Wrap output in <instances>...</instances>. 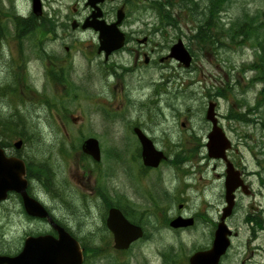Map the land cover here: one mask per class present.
<instances>
[{
    "label": "flooded vegetation",
    "instance_id": "flooded-vegetation-1",
    "mask_svg": "<svg viewBox=\"0 0 264 264\" xmlns=\"http://www.w3.org/2000/svg\"><path fill=\"white\" fill-rule=\"evenodd\" d=\"M48 1L60 2L59 0H41L43 8L41 15L44 14L45 17L42 15L39 19L34 18L31 6L30 11H26L21 16L25 19V32L28 35L22 41L25 43L33 41L35 47L28 44L18 46V28L0 26V101L2 105L4 102L10 103L3 108L0 106V176L3 178L0 190L18 187L17 176L23 173L21 164L17 160L20 161L25 170L28 196L40 203L54 225L50 224L47 217L30 215L25 209L21 195L15 191L8 192L6 198L0 202V207L12 200L9 212L12 216L13 233L9 241V250L0 251V257L16 258L22 248V246L17 247L18 239H21L23 244L28 237L50 235L58 238L60 233L61 239L72 238L78 244L81 255L80 264H209L202 258L194 261L193 259L196 254L208 251L213 245L215 233L226 206L227 167L230 171L237 173L240 185L233 192L234 203L231 215L224 220L226 224L237 210H242V205L239 204L240 197L252 199L255 196L251 178L256 177L257 173L249 170L246 162L240 157H235L237 150L233 148L227 137L228 123L225 116L222 119L216 113L215 102L208 100V104L210 102L215 104L212 117H207L208 108L202 109L204 116L202 123L174 122L180 112L176 106L179 96L177 90L180 89L182 94H185L186 88L182 86L184 82H181L183 80L179 75L150 76L158 83L155 81L156 84L149 87L145 84V77H142L144 85L134 88L133 93L137 92L135 98L127 97L124 100L126 87L123 79L120 78L121 75L116 74V67L112 61L115 55L125 53L132 60V70L141 71V68L147 67L161 70L163 65L166 67L172 62L176 63L174 59L169 58L173 44L162 56L160 44L154 43L149 47L152 42L149 36L144 35L138 38L136 33L123 32L125 41L120 49L106 56L104 52H98L96 44V50L90 52L91 56L96 53L104 63L112 62L109 67L107 66L106 71L113 78L103 77L97 66L93 73L101 75L106 89L113 92L116 100L119 101L118 108L110 112L111 115L107 113L106 118L112 120L110 122L114 123L111 124L112 127L117 122L116 119L124 121V130L121 132L119 144L121 146L125 144L126 148L122 157L124 160L121 161H114L110 155L103 154L102 151L99 161H95L81 150L77 151L78 167L82 170L77 172L75 178L77 185L71 192L72 198L68 201L63 198L61 189L55 184L51 166L45 162L48 155L43 154L45 158H41V162L37 159H27L26 149L30 151V155L35 156L34 150L38 146L31 144L32 141H30L28 147L24 134L21 136L17 134L19 137L15 139L14 136L12 138L9 136H12L16 129L15 115L18 105L23 107V95L28 96L26 99L30 101V104L46 103L49 105L46 107L47 110L56 108L47 97L40 98L27 85V79L38 77L36 74L38 71H41L39 74L41 78L44 77L48 82H62L66 85L64 89L69 86L73 93L81 89L72 81H77L76 78L68 77L71 67L70 52L76 46L80 48L79 39L73 36L71 42L78 45L67 46L64 40L68 38V35L64 24L56 25L48 17L53 14L47 11L49 7L44 8V2ZM125 2L123 6L130 4L129 0ZM2 13L7 12L0 9V14ZM90 13L82 22L71 20L70 24L75 20L77 27L72 23L70 32L75 33L83 29L78 24L83 23L85 19L87 24L93 23L94 20L89 18ZM33 25H39L40 28L33 29ZM44 27L52 30L42 35ZM33 30L36 31L35 35ZM93 34L97 42V33L93 32ZM6 40L15 43H8ZM133 44L134 47H130ZM85 56L87 58L88 54L85 53ZM3 77L10 78L14 86L3 85L1 83ZM82 77L83 75L79 79ZM18 78H20L21 97L15 94V90H18L16 85ZM178 82H181L180 85ZM137 83H140V80H137ZM189 84L186 83V85ZM29 85L32 87L30 83ZM103 88L101 86L100 90ZM98 94L92 95V98L96 99L99 97ZM217 95L218 98L222 96L221 90L217 91ZM79 96L75 92L74 97L67 99H75L77 105L81 107ZM55 99L59 100L58 97ZM121 101L126 106H121ZM93 106L97 107L96 103ZM60 109L65 115L55 122L58 129H64L70 122L75 127L79 125L76 117L69 121L65 107L60 105ZM6 110L7 114L4 112ZM185 110L189 114L191 109L185 108ZM145 113L148 114L147 119L142 118ZM49 114L53 116L52 111ZM189 120L191 121V118ZM150 121H153V124ZM213 123L218 128L216 132L213 131ZM111 126L106 130H115ZM221 133L230 141V147L225 152L224 158L212 159L208 155L207 147L212 144L211 137H219ZM98 138L96 139L99 142ZM111 140L110 138L107 142ZM74 141H78L77 146L81 147L84 140L81 142V139H74ZM74 141L68 142L67 145L74 147ZM100 141L106 143L105 140L100 139ZM143 141H148L152 146L150 149L152 155H156L157 152L162 154L157 164L154 159L144 160ZM232 152L235 153L232 154ZM210 164L211 171L214 173L212 178L217 181L216 185L222 192L219 195L220 202H216L210 192L214 186L207 176ZM217 168L219 171L216 173ZM105 180L110 185H107ZM62 191L65 192L63 188ZM65 203L68 210L75 208V214L62 210L61 206ZM213 209L218 211L214 218H211L209 212ZM247 209L254 213L250 214L252 216H255L258 211L252 201ZM20 217L24 221L38 223L42 229L25 230L19 226L20 222L17 223ZM6 225H8L7 222L1 221L0 235L5 241L7 239ZM229 228L237 233L236 229ZM116 242H120L121 246L128 242V245L119 247ZM225 257L226 253L216 264H224ZM31 260L32 264L40 263V260L34 258V254ZM12 262L17 264L16 261Z\"/></svg>",
    "mask_w": 264,
    "mask_h": 264
},
{
    "label": "rangeland",
    "instance_id": "rangeland-1",
    "mask_svg": "<svg viewBox=\"0 0 264 264\" xmlns=\"http://www.w3.org/2000/svg\"><path fill=\"white\" fill-rule=\"evenodd\" d=\"M59 1H48L44 2L43 5L44 8L49 7L47 9L49 13H53L47 16L56 25L64 24V29L68 35V38L64 40L67 46L78 45L71 42L73 36L77 37L81 43L79 45L80 48L76 46L70 52L71 67L69 68L68 77L72 79L76 78L77 81L72 80L74 85L81 86V89L77 88L78 91L75 92L82 98V106H78L75 99H67L75 95V92L73 93L69 86L64 89L66 85L62 82H48L44 77L41 78L39 76L41 71H38L36 73L38 77L27 79V85L31 91L33 89L29 83L34 88L45 91L47 98L55 104L56 108L53 107L52 110H47L48 104L46 103L30 104V101L26 99L28 96L23 95V107L18 105L17 114L15 115L17 121L16 129L14 130V134L9 136L11 138L14 136L13 138L15 139L19 137L18 135L24 134L28 142L32 141L31 144L38 146L34 150L35 156L30 155V151L26 149L25 157L27 159H37L38 162H41V158H45L43 154L48 155L46 159L48 161L45 160V162L51 166L52 175L55 177V184L61 189L63 198H66L68 201L72 198L71 192H73V189L77 185L75 179L77 172L82 170L78 167L77 160L79 152L78 141H74V139H79L82 135L86 138L91 134L92 136L95 135L93 138L99 137V142H101L100 139L105 140L106 143H104L109 147L106 150L103 149V154L110 155L114 161L124 160L122 157L125 154L126 146L125 144L123 146L119 144L121 132L124 130V121L116 119L117 122L113 126L115 130H108L110 134L107 135L108 131L106 129L114 123H109L101 112L98 111L99 109L111 115L112 109L115 111L120 105L119 101L115 98L116 95L106 89L105 82L101 78V75L108 79L113 78L106 71L107 66L109 67L112 62L104 63L102 58L98 57L96 53L91 56L90 52L96 50L97 44L93 32H70V21L72 19L83 21L84 17L90 13V9L85 6L86 0ZM125 1L111 0L103 4L101 7L103 18L107 23L115 20L116 10L126 3ZM133 1L136 4L132 2V4L125 5L126 14L120 30L124 33H136L135 35L138 38H142L144 35L149 36V39L152 41L149 47L154 43L160 44L162 56L167 53L169 46L180 39L191 55L192 62L190 70L183 69L177 63L172 62L166 67L164 65L161 66V70H158L159 68L147 67L141 68V71H139L131 69L132 60L127 54L115 55L112 61L116 67V74L121 75L120 78L123 79L126 87L124 100L127 97L135 98L137 92L133 93L134 88L144 85L143 80H141L142 77H145V84L149 87L155 85V81L157 82V80H153L150 76L176 74L183 80L181 81L184 82L182 86L186 88L184 89L185 94H182L180 89L177 90L179 96L176 106H178L180 112L174 122L188 121L193 124L202 123L204 119L202 109H207L208 100L211 99L210 101L216 103V113L222 119L225 116L228 123L227 128L229 130L226 131L227 137L231 141L233 148L237 150L235 157H240L246 162L249 170L257 173L256 177L251 178L255 196L252 199L240 197L239 204L242 205V210H237L232 219L227 222V226L237 230L238 236L231 239L224 264H264V93H261L264 85L257 79L256 71L251 69V66L254 65L258 57L259 50L255 47L256 41L264 46V27L256 30V39L246 41L245 44L240 46L230 45L229 47L218 44H216L218 45L216 47H211L209 43L203 44L199 41V35L195 31L198 26L197 19L199 20L196 17L197 15L200 16L201 21L205 20L207 28L211 32L209 34L211 36L215 35V40L218 39L220 42H225V34L229 28H232L240 21L243 22L245 19L253 21L254 17L261 14L264 10V0H197L198 3L196 4L198 5L196 8L193 7V4H190V10H172L174 11L172 14L176 15L175 19L177 20V25L174 26L161 24L165 21L160 19L161 17L157 11L155 12L152 8L153 1L157 0ZM0 4L9 7L6 0H0ZM15 6L16 10L23 15L30 9V0H15ZM42 15L45 17L44 14ZM202 39L208 41V38ZM130 47H134V44L130 45ZM85 53L88 54L87 58ZM96 66L99 67L98 70L101 75L98 74L104 88L102 90L99 89L95 93V87L98 85L99 80L98 77H95L97 74L93 73ZM89 74L91 77L88 78V81L82 82V79L78 80L80 76L83 75L82 78H84L85 75ZM137 80H140V83H137ZM185 81L190 84L186 85L187 82ZM181 82H178V85ZM1 83L3 85L14 86L10 78L3 77ZM16 85L18 90H15V94L21 97L20 78L17 79ZM87 85H90L92 88L91 92L88 87H85ZM218 90L222 92V96L219 98L217 95ZM90 93L93 95L99 93V97L93 99ZM55 97H58L59 100L57 101ZM95 103L97 107L93 106ZM121 103V106H126L123 101ZM60 105L66 108V115L69 121L74 117L77 118V122H79L77 127L73 126L70 122L62 130L57 128L55 122L59 121L58 118H62L65 115L63 110H59ZM0 106L3 108L1 101ZM104 107L110 112H107ZM185 108L191 109L189 114ZM199 109L201 111H198ZM51 111L53 112V116L49 114ZM4 112L7 114L8 111ZM147 117V113L142 115L144 119H147ZM190 118L191 121L189 120ZM113 119H115L114 116ZM150 122L153 124V121ZM106 138H111L112 140L107 142ZM71 141H74V145L77 148L67 145ZM210 166L211 164L208 167V170H210L207 176L214 184L210 192L215 201L220 202L219 195L222 192L220 187L216 185L217 181L212 178L214 173H212ZM218 171L219 168L216 169V173ZM105 182L107 185H110L107 180ZM61 187L65 192L62 191ZM251 201L253 206L258 208L256 215L253 217L250 214L254 213H251V210L247 209ZM11 202L12 200H9L5 205L0 207V223L4 221L8 224L5 226V231L7 232L6 241L0 235V251L9 250L10 248L9 241L13 233L12 216L9 212ZM61 207L62 210L64 209L69 213L75 214V208L72 207L68 210L66 203ZM217 211L218 209L211 210L209 216L214 218ZM245 217L247 219L254 218L255 221L262 219L263 230H260L256 224H247ZM19 222L21 223L19 226L25 230H29V228L33 230L42 229L38 223L24 221L21 217L17 223ZM21 246L22 240L18 239L17 247L20 248Z\"/></svg>",
    "mask_w": 264,
    "mask_h": 264
},
{
    "label": "water",
    "instance_id": "water-1",
    "mask_svg": "<svg viewBox=\"0 0 264 264\" xmlns=\"http://www.w3.org/2000/svg\"><path fill=\"white\" fill-rule=\"evenodd\" d=\"M104 0H88V4L95 8L96 12H93L91 18L94 20L93 23L85 24V27H92L94 30L99 32V47L98 51H104L106 55L111 53L114 50H117L122 47L124 42L123 34L120 33L117 29V26L121 23L124 14L121 9L117 11L116 22L110 25H106L103 20H98L101 17V11L98 7H95L96 3H101ZM32 6L34 13L38 14L40 10L39 0H32ZM97 19V20H96ZM169 57H173L181 62L184 66H188L190 62V57L187 51L184 49L181 41L179 40L171 48V54ZM210 106V110H211ZM208 111V116L211 114V111ZM218 130V129H216ZM216 132V131H215ZM213 139V140H212ZM211 143L208 145V154L213 158L224 157V151L229 147V143L225 140L222 134L219 137H211ZM89 148V149H88ZM143 157L144 160L154 159L155 164L157 163L156 155H152L150 149V144H143ZM83 150L91 154L95 159L98 158V149L97 144L93 139L87 140L83 144ZM3 178L0 176V183ZM240 185L239 180H237L236 174H232L230 170H227V179H226V202L228 207L225 209V213L222 216L221 223H219L217 231L215 233V239L212 245V248L196 256L202 258L203 260L209 262V264H216L219 257L224 254L225 250L229 245L228 236L231 235V232L228 230L223 220L229 215L233 195L232 192L235 188ZM24 206L28 213L35 216L43 217L45 212L43 209L32 199H29L24 194ZM61 238V237H60ZM52 239L50 237L42 238H29L25 241V246L22 253L17 257L18 260H25L29 255L28 251L40 252L37 256L34 255L35 259L40 260L39 264H78L79 263V249L76 242L72 239ZM195 257V258H196Z\"/></svg>",
    "mask_w": 264,
    "mask_h": 264
},
{
    "label": "trees",
    "instance_id": "trees-1",
    "mask_svg": "<svg viewBox=\"0 0 264 264\" xmlns=\"http://www.w3.org/2000/svg\"><path fill=\"white\" fill-rule=\"evenodd\" d=\"M197 0H157L153 1L152 8L157 11L158 15L163 19L165 22L161 24L174 26L177 25V20L175 19L176 15H173V9L178 10H190V4H193V7L196 8L198 4ZM197 28L195 31L198 38H200L201 43H209L211 47H216L218 45H223L224 47H229L230 45L240 46L245 44L246 41L256 39V30L261 29L264 27V10L261 14L257 17L253 18V21L249 19H245L243 22L240 21L232 28H229L226 35V41L220 42L218 39L215 40V35L211 36V33L207 28V23L205 20L201 21L200 16H197ZM214 25V23H212ZM202 38H208V41H204ZM218 44V45H216ZM255 47L259 50L257 54V60L254 65L251 66V69L255 70L257 73V79L264 85V46L256 41ZM260 52V53H259ZM264 87V86H263ZM261 93H264V88Z\"/></svg>",
    "mask_w": 264,
    "mask_h": 264
},
{
    "label": "bare ground",
    "instance_id": "bare-ground-1",
    "mask_svg": "<svg viewBox=\"0 0 264 264\" xmlns=\"http://www.w3.org/2000/svg\"><path fill=\"white\" fill-rule=\"evenodd\" d=\"M129 2H130V4H132V2H133V0H129ZM28 37V35L26 34V35H22V36H18V40H24V39H26ZM97 77L99 78V80H98V85L95 87V93L96 92H98V90L99 89H101V86H102V84H101V81H100V76H99V74L97 73ZM82 79V82H85V80L83 79V78H81ZM81 79H78V80H81ZM61 80V79H60ZM88 81V80H87ZM89 84H90V82H89ZM81 87V86H80ZM85 87H88L89 88V91L91 92L92 91V88L90 87V85L88 86H85ZM85 89V88H84ZM36 94L40 97V98H45V97H47V94H46V92L45 91H42V90H38V89H36ZM90 95H93L92 93H90ZM10 103L9 102H4L3 103V106H6V105H9ZM12 106L14 107L15 105L12 103ZM107 135H108V133H106ZM109 137V136H108ZM109 139V138H108ZM27 145H28V147H29V145H30V142H27Z\"/></svg>",
    "mask_w": 264,
    "mask_h": 264
}]
</instances>
